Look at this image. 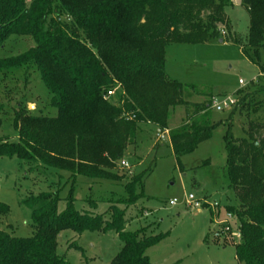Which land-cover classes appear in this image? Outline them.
Returning a JSON list of instances; mask_svg holds the SVG:
<instances>
[{"label":"trees","instance_id":"16d2710c","mask_svg":"<svg viewBox=\"0 0 264 264\" xmlns=\"http://www.w3.org/2000/svg\"><path fill=\"white\" fill-rule=\"evenodd\" d=\"M230 2L0 0V46L10 35L34 42L17 56L1 58L0 73L35 69L56 111L54 116H38L19 109L12 119L16 139L0 140V157L15 156L27 169L34 163L57 173L58 179L66 172L72 190L78 176L119 179L112 170L141 123L167 129L175 156L191 152L224 124L228 187L237 200L227 210L237 219L240 234L235 258L243 264H264V78L252 91L238 93L227 123L213 122L212 97L189 104L183 97L186 86L164 70L167 43H204L211 38L236 44L261 67L264 0L242 1L249 14L244 37L231 32L224 12ZM114 86L121 105L106 97ZM177 105L189 106L186 116L168 128L169 109ZM236 108L256 116L261 112L248 120L241 137L232 134L229 121ZM145 173L131 175L123 185L126 197L117 198L102 213L75 209L70 193L61 211L57 191L24 197L21 202L29 209L34 233L15 237L0 230V264H68L55 252L57 235L66 229L78 234L114 231L122 245L109 264H149L147 250L162 236L124 229L125 207L141 196L135 185ZM6 212L0 203V214Z\"/></svg>","mask_w":264,"mask_h":264},{"label":"rangeland","instance_id":"374dc122","mask_svg":"<svg viewBox=\"0 0 264 264\" xmlns=\"http://www.w3.org/2000/svg\"><path fill=\"white\" fill-rule=\"evenodd\" d=\"M224 12L231 32L244 37L249 27L245 4L230 2ZM33 46L28 36L10 35L0 46V59L17 56ZM164 58L167 76L186 86L183 97L189 104L211 96L212 101L232 105L238 93L252 91L256 81L264 78V46L259 49L261 67L250 62L239 46L219 41V38L204 43L169 42ZM239 79L242 84L238 83ZM117 91L119 88L114 86L106 97L115 105H121ZM49 101L50 96L35 69L0 73V140L16 139L12 119L19 109L33 115L54 116L56 111ZM188 107H171L167 127L177 126L186 116ZM233 107L221 111L211 107V120L224 119L227 123ZM252 116L259 117L261 112L256 116L249 114L246 108H236L229 119L235 137L244 135ZM225 129L224 124L217 125L209 139L191 152L175 156L167 134L162 139L157 126L141 123L124 151L123 159L129 168H121L117 161V168L112 170L119 179L78 176L72 190L66 172L58 179L57 173L34 163L27 169L15 156L0 157V203L7 207V212L0 214V230L15 237L33 235L29 209L21 202L28 195L57 191L61 198L57 209L61 211L65 207L64 198L70 193L75 209L102 213L110 203L115 204L117 198L126 197L123 185L131 175L146 172L142 182L135 185V191L141 196L125 207L124 229L130 232L141 229L147 236H162L158 244L147 250L149 264H243L235 258L238 240L231 234L236 231L238 221L234 216L227 217V207H234L237 200L228 187L222 139ZM189 193L201 203L198 210L185 206ZM173 198L177 202L170 205L169 200ZM117 207L124 205L118 203ZM223 222L229 224L228 230L224 229ZM121 245L114 231L78 234L66 229L57 235L55 252L68 264H109Z\"/></svg>","mask_w":264,"mask_h":264},{"label":"built area","instance_id":"2783aa9c","mask_svg":"<svg viewBox=\"0 0 264 264\" xmlns=\"http://www.w3.org/2000/svg\"><path fill=\"white\" fill-rule=\"evenodd\" d=\"M241 1H244V0H231V2H234V3L241 2ZM238 83L242 84L243 81L239 79ZM111 93H112V90H109L107 92V95L109 96ZM233 105H235V103L232 104V105H229L225 101L220 103V102H216V100H213L212 104H211V107L214 108L217 111H221V110H224V109L228 110L231 107H233ZM165 134H167V130L159 131V133H158L159 137L162 138V139H164ZM119 166L121 168H126V169L129 168L128 162L125 161L123 158L119 160ZM176 202L177 201L174 198L169 200V204L170 205H174ZM184 204H185V206L190 207V208H192L194 210H198L200 208V206H201V203L199 202V200L196 199L193 196L192 193L187 194V196L185 197V200H184ZM232 216H234L232 213H230V212L227 213V217L231 218ZM223 224L225 225L224 229L228 230L230 228V226H229V224L227 222H223ZM231 234L237 240H239L240 234H239V231L237 230V228H236V231L231 232Z\"/></svg>","mask_w":264,"mask_h":264},{"label":"water","instance_id":"95a60500","mask_svg":"<svg viewBox=\"0 0 264 264\" xmlns=\"http://www.w3.org/2000/svg\"><path fill=\"white\" fill-rule=\"evenodd\" d=\"M219 41H221V40H219Z\"/></svg>","mask_w":264,"mask_h":264}]
</instances>
